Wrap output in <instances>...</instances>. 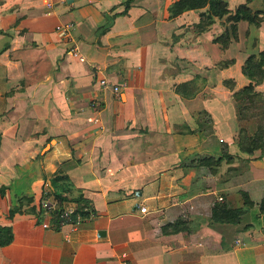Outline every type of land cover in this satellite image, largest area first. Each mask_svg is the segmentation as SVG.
<instances>
[{
    "label": "crops",
    "instance_id": "obj_1",
    "mask_svg": "<svg viewBox=\"0 0 264 264\" xmlns=\"http://www.w3.org/2000/svg\"><path fill=\"white\" fill-rule=\"evenodd\" d=\"M122 1L0 0V227L12 234L0 264H118L121 253L127 264H264V156L238 151L232 99L248 83L245 58L264 51V15L237 22L233 36L227 15L198 28L206 6L175 14L178 0H133L120 14ZM221 1L228 14L243 4L264 13L263 0ZM67 23L69 41L54 30ZM73 45L84 62L68 54ZM192 81L193 97L176 92ZM255 91L264 96V73ZM221 150L246 161L245 178L216 197L186 165ZM57 174L94 213L73 229L36 219ZM240 192L254 205L238 223L208 220L216 198L240 207ZM20 196L33 213L22 206L8 219ZM176 221L183 229L172 233Z\"/></svg>",
    "mask_w": 264,
    "mask_h": 264
},
{
    "label": "trees",
    "instance_id": "obj_2",
    "mask_svg": "<svg viewBox=\"0 0 264 264\" xmlns=\"http://www.w3.org/2000/svg\"><path fill=\"white\" fill-rule=\"evenodd\" d=\"M132 1L133 0L122 1L123 11L120 14H124L127 11L129 4ZM204 6L207 7V15H201L202 18H204L200 20L198 28L201 29V26L208 24V20L213 16L221 17L227 15L226 19L231 23L233 36L235 24L237 22L246 21L257 26L260 23L259 17L264 15L262 12H250L244 4L239 5L232 14H228L226 11V4L221 0H178L174 3L173 7L174 13L178 14L187 10L200 9ZM227 40L228 38L226 35H221L214 39V42H219V44L224 47L226 46ZM240 71L241 75L248 81V83L232 93V99L236 104L235 113L238 125L236 146L240 153L250 155L253 151L259 150L264 156V96L255 91V87L258 86L263 79L264 51L248 55L245 58ZM194 87L195 81L180 84L176 86V92L180 93V95L185 98H190L194 96ZM252 120L255 125V130L250 134L247 125ZM235 162L244 165L246 168L245 160L232 158L221 150V156L216 158L212 156L195 157L187 163L186 168L194 167L197 173L201 169H206V172L212 175L215 172V168L219 167L221 163L232 164ZM212 167H214V170H212ZM46 181L49 182V194H45V192L42 191L40 199H45L48 196H51L58 203L59 208L64 204H74L76 206L75 211L79 214H83L82 209L84 207L90 208L87 201H85L78 191L70 185L66 176L57 174ZM3 194L4 187H0V197ZM239 195L242 202L240 207H234L230 204L227 205L226 203H214L210 209L208 220L219 224L238 223L240 216L254 205L249 201L246 194L240 192ZM30 202V198H26L25 196L16 197L15 205L8 210V219H11L14 214L20 213L22 206H27L24 212L32 214L33 208L28 207ZM256 206L258 207L260 214L264 215V198H262ZM36 219L38 222L42 220V211L39 209L36 212ZM57 221V217L56 219L51 220V222ZM166 227L170 228L172 233L182 231L183 229L180 221H176ZM11 240L12 234L10 227H0V247L10 244Z\"/></svg>",
    "mask_w": 264,
    "mask_h": 264
},
{
    "label": "built area",
    "instance_id": "obj_3",
    "mask_svg": "<svg viewBox=\"0 0 264 264\" xmlns=\"http://www.w3.org/2000/svg\"><path fill=\"white\" fill-rule=\"evenodd\" d=\"M50 4H46V8H50ZM74 24L67 23L65 25H58L54 28V30L62 36L65 40H70V36L72 34ZM68 54L71 58L77 60L78 62L82 63L84 62V59L82 56L79 55L76 47L70 46L68 48ZM97 84L101 90H110L114 95L118 94V87L115 85H110L106 80L100 79L97 81ZM88 108L95 112L96 114L99 113L100 105L98 104L97 99H92L88 103ZM91 122L93 124L99 123V118L94 117ZM45 194H49V191L45 190ZM51 196H48L45 199H41L38 203V209L42 211V219L39 222L40 227L43 229L49 228V226H52L54 230H58L62 228L63 226H69L72 229L79 225L80 223L90 220L93 218L94 213L90 208L84 207L82 209L83 214L76 213L75 205L74 204H64L61 208L58 207V203L52 198ZM221 198H216L214 203H220ZM140 213H145V209L143 206H140L138 208ZM58 219L57 222H51L52 219ZM118 264H127V256L125 253H121L118 258Z\"/></svg>",
    "mask_w": 264,
    "mask_h": 264
},
{
    "label": "rangeland",
    "instance_id": "obj_4",
    "mask_svg": "<svg viewBox=\"0 0 264 264\" xmlns=\"http://www.w3.org/2000/svg\"><path fill=\"white\" fill-rule=\"evenodd\" d=\"M248 130L254 128L253 120L247 125ZM214 170V167H212ZM215 172L211 175L206 172V169H201L197 175V184L199 187L205 190L214 191V196L225 195L228 188L224 185L230 178L235 176V182L237 184L242 183L245 178V167L239 163L225 164L221 163L219 167H216ZM44 191V190H43ZM228 201L235 202L237 196L236 192H232L228 195ZM26 209V208H25Z\"/></svg>",
    "mask_w": 264,
    "mask_h": 264
}]
</instances>
